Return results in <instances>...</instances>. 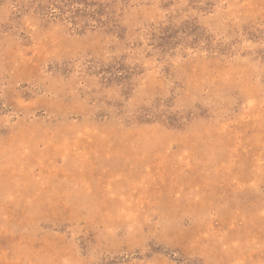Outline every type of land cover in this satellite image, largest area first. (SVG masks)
Here are the masks:
<instances>
[{"label": "rangeland", "instance_id": "374dc122", "mask_svg": "<svg viewBox=\"0 0 264 264\" xmlns=\"http://www.w3.org/2000/svg\"><path fill=\"white\" fill-rule=\"evenodd\" d=\"M0 264H264V0H0Z\"/></svg>", "mask_w": 264, "mask_h": 264}]
</instances>
